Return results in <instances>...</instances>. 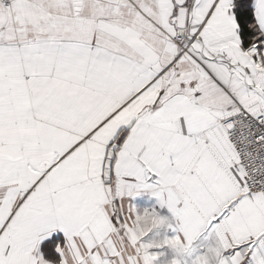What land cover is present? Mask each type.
Returning a JSON list of instances; mask_svg holds the SVG:
<instances>
[{"label":"snow or ice","instance_id":"snow-or-ice-1","mask_svg":"<svg viewBox=\"0 0 264 264\" xmlns=\"http://www.w3.org/2000/svg\"><path fill=\"white\" fill-rule=\"evenodd\" d=\"M0 264H264V0H0Z\"/></svg>","mask_w":264,"mask_h":264}]
</instances>
